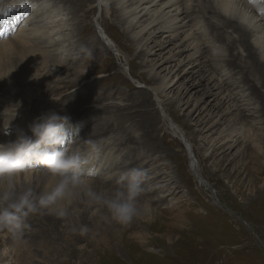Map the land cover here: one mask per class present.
I'll return each instance as SVG.
<instances>
[{
  "label": "rangeland",
  "instance_id": "1",
  "mask_svg": "<svg viewBox=\"0 0 264 264\" xmlns=\"http://www.w3.org/2000/svg\"><path fill=\"white\" fill-rule=\"evenodd\" d=\"M42 1L37 13L43 5L55 6L50 8L51 15L44 9L43 15L36 16L40 23L53 20L48 28L55 23L64 26L57 35L50 31L45 33L41 43L48 39L49 42L68 39L62 44L66 51L48 62L50 70L46 74L49 76L45 75L39 85H32L37 101L17 109L13 123H19L23 129L29 128L43 114L37 112L38 108L52 107L51 111L66 114L68 122L77 123L75 144H82L80 139L86 133L92 134L94 139L90 140L97 141L101 137L112 143L114 148L104 149L93 165L95 161L107 158L104 167L111 169L112 175H118L112 176V182L109 180L108 183H100L95 178L98 184L88 188L110 190L115 187L121 171L135 167L146 169L150 179L145 184L146 192L140 197L145 210L141 218L127 226L109 223L103 219L102 207L89 203L87 191L73 192L62 202L67 207V217L59 218L46 211L31 214L22 236H15L1 227L0 257L5 254L8 264H264V174L247 173L241 166L250 160L249 148H254L247 139V129H250L249 133L253 131V138L260 141L264 151V122L257 127L252 125L250 128V123L240 127L237 134L241 141L226 150L222 158L221 149L213 150L218 145L216 133L225 128L227 122L216 124L210 130L202 129L200 123L207 119L205 114L215 112L212 111L214 97L202 98L203 85H198L186 96L182 93L179 96L181 102L177 103L178 86L186 81L182 76L185 66L176 67V62L172 61L150 71L153 56L139 52L140 46L137 48L131 36L133 32L122 24L124 17L119 12L120 5L113 0ZM22 4L19 2L16 6L24 11ZM23 15L17 19H23ZM36 18L34 14L35 23ZM261 18L257 17L252 33L264 40L263 30L258 28L264 25ZM0 30L6 33L5 23ZM102 31L110 42L105 43L100 38ZM58 35L61 38H57ZM226 35H230L229 40L236 36L232 32ZM218 45L223 48V43ZM170 47L172 45L163 52ZM39 48L42 53L47 52L40 45ZM259 49L256 48L264 59V47ZM242 50L239 49L241 61L245 58ZM12 58L9 65L15 60ZM240 63L243 65V61ZM169 66L172 74H168L167 80L172 82L162 91L161 77L167 73L164 68ZM228 69L223 70L227 73ZM231 69L230 74L238 78L237 69ZM11 76L13 82L1 85L0 107L12 104L11 96L6 92L12 84L17 85L20 78L12 72ZM251 79L264 96L257 76H251ZM154 93L159 105L154 103ZM202 100L204 103L200 102ZM35 106H38L36 110ZM8 108L14 111L13 106ZM6 118L1 117L2 120ZM213 119L216 118H211L206 126ZM170 121L175 125H169ZM9 125L7 129L2 128L8 141L16 138L19 128L17 124ZM179 131L184 138L178 136ZM186 140L190 143V152L188 145L183 143ZM259 154L260 161H264V155ZM192 164L205 181L197 180L190 168ZM238 165L241 167L237 169ZM47 181L33 180L17 186H31L39 192L52 183V180ZM81 225L89 228L87 235L72 232L73 227Z\"/></svg>",
  "mask_w": 264,
  "mask_h": 264
},
{
  "label": "bare ground",
  "instance_id": "2",
  "mask_svg": "<svg viewBox=\"0 0 264 264\" xmlns=\"http://www.w3.org/2000/svg\"><path fill=\"white\" fill-rule=\"evenodd\" d=\"M113 1L116 5H120L119 12L122 14V17H124L122 24L128 26L127 29L130 28V30L133 32L131 36L136 41L137 48L140 46L139 52L147 56H153V64L149 69L150 71L154 70L156 67L160 68L163 64H167L172 61L176 62L174 65L176 67H181L183 65L185 66L183 70L184 73H181L182 76L184 75L186 78V81L184 85L178 86V90L176 89L178 91L177 103L181 102V100H179V96L182 93L183 96H186L198 85H203V92L201 93L202 98L205 99L214 97L212 99V101L215 100V102L212 104V111L215 110V112L207 113V115L205 114L207 119H204L205 121H200V123L203 125L202 129L207 127L206 130H210V128L216 124H225V122H227L225 124V128L218 132L216 131L218 145L213 151L217 152L221 149L219 154H222L223 158L226 155L223 154L226 150H231L237 145L240 138V136L237 134V131L240 127H243L247 123H250V128L253 127L252 125L257 127L262 124V122H264V96L260 95V88H257V84L253 80L256 77L251 79V76H257L261 83L260 86L264 90V59L262 57V52L257 51L260 50L259 48L263 50L264 40H262V37L260 38L258 35L252 33L255 31L257 17H262L261 21L262 19L264 20V0H232L236 11L235 14L231 16L225 15L224 12L218 9L217 0ZM19 2L23 3L21 8L25 9L24 11L16 6ZM41 2L43 1L0 0V26L5 23L8 27L6 33L0 34V78H2L0 79V88L1 85L5 86L8 83L13 82L11 72L19 76L21 81L19 80L17 85L12 84L10 91L6 92L7 95L11 96L10 101L12 104H19L17 109L21 108L22 106H26L28 103H30V101H37V95L35 93L36 91H32L35 90L32 88V85H39L38 83L42 82L41 80L43 77L47 75V70H50L48 62L51 61L54 56L59 57V55H62L64 51H66V48L62 44L68 41V39L66 41L64 40V42L57 40L49 42L48 39L47 42L42 41L41 43V38L45 33L47 34L50 31V34L55 32L57 35L59 34L58 31L60 27L64 26L62 24L60 25L55 23V25H51L52 27L48 28L47 25L51 24L53 20L47 23H40L39 18H36V16L43 15L41 11H44V9L47 11L45 12L47 15H51L52 11L50 8L55 6L52 5L50 8H48L42 4L43 6L40 8L41 11L37 13L38 8L41 6ZM32 8L33 13L31 14L30 12L32 11ZM24 12L25 14L23 15ZM34 14L36 18L35 20L38 19L36 23L33 21ZM22 15L23 19H17ZM54 16L55 15H53V17ZM50 17L53 18L52 16ZM45 24L47 27H43ZM263 26L264 25H262V27L258 26V28L263 30L262 32L264 33ZM227 32L235 33L236 36L229 40L230 35L227 36ZM102 35L105 38V43L106 41L110 42L104 31H102ZM60 36L61 35H58L57 38H61ZM218 43H223V48H221ZM39 45L41 48H45L47 52L42 53V50L40 51ZM169 45H172V47H170L164 53L163 51ZM241 48L243 49L242 51L245 52V58L242 59L243 65L240 63L242 62L240 58L241 53L239 52V49L241 50ZM218 49L220 50L219 52L217 51ZM12 57H15V60H12L9 65L8 61ZM224 68L237 69V72H239L240 75H237L238 78H235L236 76L234 77L231 75L229 69V72L225 73L226 71L223 70ZM164 69H167V73L161 77L162 91L172 82L167 80L168 74L172 72V67L169 66L167 68L165 67ZM153 75L157 74L153 72ZM178 75L179 73L176 74L175 77ZM224 76L226 77L224 78ZM249 79H251V81ZM58 84H60V82H58ZM3 98L6 97L3 96ZM203 100L200 102L204 103ZM256 100H259V103ZM158 102L159 100L156 96V93H154L155 105H159ZM257 103L258 106L256 105ZM37 108L38 106H35V110ZM10 109L11 108L8 107H0V112L4 110V112L7 113V115L4 116L7 117L5 120H2L1 117L3 116L0 115V143L8 141V137L3 131V126L4 122L6 124L7 120L11 118V114L14 112ZM31 109L32 108H30V110ZM53 109L54 108L52 107L45 108L44 106H41V108H38L37 112L47 113ZM228 115H230V117L226 118L225 116ZM211 118L216 119H213L214 121L206 126L208 123H210L209 121ZM86 122L89 121L87 120ZM168 123L171 126L175 125L171 121ZM10 124H17L19 126L18 132L21 130L25 132L28 131V126L25 127L26 129H23L20 127L22 125L19 123H13V120L10 122ZM76 125V122L75 124L73 122H67L65 125L69 139L77 138L78 134L75 133V129H77ZM249 131L250 129H247V139L251 140V142L254 144V148H249L248 156L250 157V160L241 165L242 170L254 175L264 174V161H260L261 155L259 154L260 152L264 155V151L261 149V145H259L260 141L256 138H253V131L252 133H249ZM178 133V136L183 134L181 131ZM91 135L92 134L86 133L82 139H85V141L94 139ZM106 141L101 137L96 141L103 145V150L101 152H103L106 148L107 150H112L114 148H112V143L109 144ZM75 143L76 142L73 143L70 141V147L76 148L81 146V143H79V145ZM183 143L185 146L188 145L187 148L190 152V143H187V140L186 142L183 141ZM101 157L103 158L104 156L101 155ZM106 160L107 158H103V160L100 159V161H95V166L93 165V162L85 166L83 169L85 184L75 189L74 192H80L81 190L83 192L87 191L88 186H92L94 188L95 183L98 184V182L108 183L110 180L109 177L118 175L115 173L112 175L111 169L108 170V168L104 167V163H107ZM102 161L103 163H101ZM102 165L103 167L101 169L100 167ZM241 166L238 165L236 168L238 169ZM190 168L197 177V180L199 179V181H205V179H201L200 175L196 171L195 164H192ZM98 171H101L99 175L97 173ZM148 173L150 174L149 171ZM95 178L98 182L94 181ZM33 180L36 182L40 180L43 182L48 180L47 182H51V179L43 176L38 168H32L23 175H19L15 178L16 185H20L24 182L29 183ZM41 187L43 186L41 185ZM2 238L3 233L0 231V239ZM138 238L140 240L143 239V237ZM2 257H0V259L2 258L0 260V264H8L6 263L8 260L4 258L5 254Z\"/></svg>",
  "mask_w": 264,
  "mask_h": 264
},
{
  "label": "clouds",
  "instance_id": "3",
  "mask_svg": "<svg viewBox=\"0 0 264 264\" xmlns=\"http://www.w3.org/2000/svg\"><path fill=\"white\" fill-rule=\"evenodd\" d=\"M218 9L224 12L222 7ZM0 32L2 34V30ZM102 40L105 42L104 37ZM12 106H15L14 112L6 124L4 122L5 129L15 118L19 104L7 107ZM0 115L4 117L7 113L3 110ZM68 119L53 111L43 113L27 132L21 130L14 140L0 143V227L15 236H22L31 214L46 211L59 218L67 217L68 210L62 202L85 184L83 169L103 150L102 144L85 139H80L81 146L70 147V141L74 143L76 139L68 138L65 127ZM32 168H38L43 176L52 180L47 189L38 192L31 186L16 185L15 178ZM149 179L146 169H128L119 174L115 187L110 190L95 191L89 187V203L102 207L105 221L127 226L143 215L145 205L140 197L146 192L145 184ZM72 232L84 236L89 228L81 225L73 227Z\"/></svg>",
  "mask_w": 264,
  "mask_h": 264
},
{
  "label": "snow or ice",
  "instance_id": "4",
  "mask_svg": "<svg viewBox=\"0 0 264 264\" xmlns=\"http://www.w3.org/2000/svg\"><path fill=\"white\" fill-rule=\"evenodd\" d=\"M217 6L222 7L225 15L231 16L235 14L236 9L232 0H217ZM217 51L219 52L220 50L218 49Z\"/></svg>",
  "mask_w": 264,
  "mask_h": 264
},
{
  "label": "water",
  "instance_id": "5",
  "mask_svg": "<svg viewBox=\"0 0 264 264\" xmlns=\"http://www.w3.org/2000/svg\"><path fill=\"white\" fill-rule=\"evenodd\" d=\"M103 35H101L100 34V38H102L103 39ZM129 76V75H128ZM129 78L132 80V78L129 76ZM164 116V115H163ZM199 181V180H198ZM200 182V181H199ZM203 182V181H202ZM201 183V182H200ZM214 198V200H215V197H213ZM216 202H218V200H217V198H216V200H215ZM219 204V203H218ZM227 210L229 211V212H231L232 213V211H230L228 208H227Z\"/></svg>",
  "mask_w": 264,
  "mask_h": 264
}]
</instances>
